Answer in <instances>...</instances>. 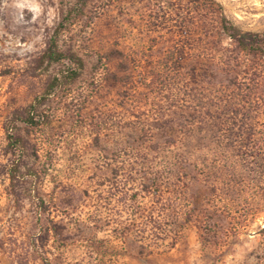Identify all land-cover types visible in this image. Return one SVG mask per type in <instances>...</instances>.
Instances as JSON below:
<instances>
[{
  "label": "rangeland",
  "instance_id": "rangeland-1",
  "mask_svg": "<svg viewBox=\"0 0 264 264\" xmlns=\"http://www.w3.org/2000/svg\"><path fill=\"white\" fill-rule=\"evenodd\" d=\"M80 1L0 0V264H264V57L242 64L237 111L213 110L205 129L194 127L174 149L197 166L195 189L185 192L177 177L169 181L172 192L160 187L162 154L142 166L145 145L136 129L190 90L186 66L194 34L204 32L203 5L83 0L60 47L77 53L85 69L40 107L47 123H16L26 145L23 165L38 178L22 167L11 181L16 155L6 126L52 75L75 68L65 60L44 72L37 63ZM217 1L235 25L264 34V0ZM223 47H231L228 40ZM145 172L158 191L140 189ZM169 197L183 214L173 219L177 235L141 239L143 253L131 252L124 233L159 222Z\"/></svg>",
  "mask_w": 264,
  "mask_h": 264
},
{
  "label": "trees",
  "instance_id": "trees-1",
  "mask_svg": "<svg viewBox=\"0 0 264 264\" xmlns=\"http://www.w3.org/2000/svg\"><path fill=\"white\" fill-rule=\"evenodd\" d=\"M189 4L203 5L205 18L202 19L203 34H194L193 44L195 52L187 63V74L190 76V90L185 92L186 96L178 100H168L162 106L158 114L143 123L141 129H136L144 141L142 153V166H145L152 154L164 155V162L160 166L161 178L160 187L171 190L173 177L178 181L184 179L182 189L189 192L199 185L197 178V166L190 162L183 154H177L178 146L185 144L190 137L194 127L205 129L208 125V117L213 110L217 114L225 108H232L237 111L235 98L243 93L242 83L239 84L241 68L245 59L264 57V34L245 31L232 22L224 12L223 6L217 0H186ZM69 8L63 20L54 28L49 44L39 58L38 69L48 72L52 67L60 65L69 60L75 68H65L52 75L45 85L42 94L24 111V114L16 116L6 126V136L9 147L16 155L10 168V178L14 182L21 173L22 167L29 177L38 178V173L30 166L23 165L26 154L24 140L16 135V123L20 122L29 127H38L45 121L46 116L40 111V107L50 102L51 98L60 90H64L77 81L84 69V60L75 52H64L60 47L62 34L74 19L83 14L84 1ZM198 23H194L195 29H199ZM193 25V24H192ZM228 40L230 48L223 47V41ZM204 51V52H202ZM181 65L184 64V56L179 58ZM186 65V64H185ZM129 68H125L127 70ZM246 76L253 74L256 70H248ZM184 73L183 75H187ZM190 73V74H189ZM252 91V88H249ZM241 93V94H238ZM230 95H229V94ZM232 93V94H231ZM242 96V95H241ZM135 151V147L133 146ZM177 148V152L174 150ZM137 148V147H136ZM137 150V149H136ZM134 169V168H131ZM144 171V167H142ZM147 170H151L148 168ZM144 182L140 189L146 193H152L154 187L158 191L159 185L145 172ZM155 191V190H154ZM172 192V191H170ZM169 192V193H170ZM163 210L159 222H145V226L139 232L132 234L130 230L124 233V243L131 252L142 254L144 251L142 240L146 238H170L177 235L178 223L181 218L180 208L174 204V198L169 197L163 200ZM177 202V201H176ZM175 202V203H176ZM191 212V211H190ZM148 216L146 217V219ZM150 220L153 219L150 214ZM170 219L173 222H169ZM169 222V223H168Z\"/></svg>",
  "mask_w": 264,
  "mask_h": 264
}]
</instances>
